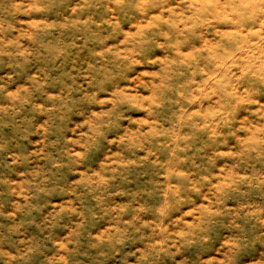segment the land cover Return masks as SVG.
<instances>
[{
  "label": "clouds",
  "instance_id": "obj_1",
  "mask_svg": "<svg viewBox=\"0 0 264 264\" xmlns=\"http://www.w3.org/2000/svg\"><path fill=\"white\" fill-rule=\"evenodd\" d=\"M0 264H264V0H0Z\"/></svg>",
  "mask_w": 264,
  "mask_h": 264
}]
</instances>
